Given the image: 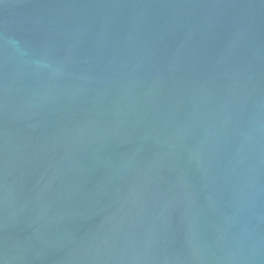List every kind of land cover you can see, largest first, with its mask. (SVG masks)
Returning a JSON list of instances; mask_svg holds the SVG:
<instances>
[{"label": "water", "instance_id": "1", "mask_svg": "<svg viewBox=\"0 0 264 264\" xmlns=\"http://www.w3.org/2000/svg\"><path fill=\"white\" fill-rule=\"evenodd\" d=\"M0 264H264V0H0Z\"/></svg>", "mask_w": 264, "mask_h": 264}]
</instances>
